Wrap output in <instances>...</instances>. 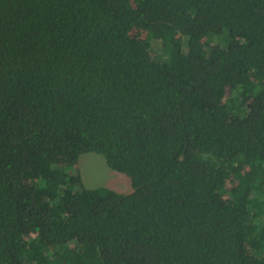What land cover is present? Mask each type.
Segmentation results:
<instances>
[{
    "label": "trees",
    "instance_id": "16d2710c",
    "mask_svg": "<svg viewBox=\"0 0 264 264\" xmlns=\"http://www.w3.org/2000/svg\"><path fill=\"white\" fill-rule=\"evenodd\" d=\"M0 264H264V0H0Z\"/></svg>",
    "mask_w": 264,
    "mask_h": 264
},
{
    "label": "rangeland",
    "instance_id": "374dc122",
    "mask_svg": "<svg viewBox=\"0 0 264 264\" xmlns=\"http://www.w3.org/2000/svg\"><path fill=\"white\" fill-rule=\"evenodd\" d=\"M130 34L145 42L149 38L147 32L142 30L132 29ZM76 167L84 186L87 188L103 186L120 193L131 191L129 178L109 168L99 154H81L77 159Z\"/></svg>",
    "mask_w": 264,
    "mask_h": 264
}]
</instances>
